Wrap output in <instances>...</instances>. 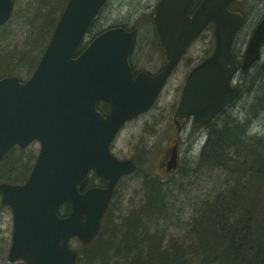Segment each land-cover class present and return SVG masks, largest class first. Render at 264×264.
<instances>
[{
    "label": "water",
    "instance_id": "1",
    "mask_svg": "<svg viewBox=\"0 0 264 264\" xmlns=\"http://www.w3.org/2000/svg\"><path fill=\"white\" fill-rule=\"evenodd\" d=\"M160 0L154 24L166 61L154 75L128 64L134 32L121 27L98 34L78 55L75 50L105 0H68L50 40L30 77L0 78V161L13 147L24 149L37 140L40 149L27 180L0 183V201L13 218L8 260L25 264H74L78 253L68 245L83 244L97 234L117 180L135 169L132 159L120 160L110 144L122 124L147 111L155 102L185 47L204 27L214 24L213 52L186 76L174 118L193 116L205 124L242 90L232 85L236 58L233 36L242 15L227 10L230 0ZM13 0H0V26L10 17ZM264 16L255 28L241 67L260 57ZM109 104L103 115L96 102ZM176 166L172 148L167 170ZM107 179L105 187L79 191L88 172ZM67 201V216L57 207Z\"/></svg>",
    "mask_w": 264,
    "mask_h": 264
},
{
    "label": "trees",
    "instance_id": "2",
    "mask_svg": "<svg viewBox=\"0 0 264 264\" xmlns=\"http://www.w3.org/2000/svg\"><path fill=\"white\" fill-rule=\"evenodd\" d=\"M14 1L11 18L0 27V77L24 80L67 0ZM243 79L244 112L229 105L207 123L198 154L178 164L176 179L145 174L141 199L132 207L117 204L113 196L96 237L78 245L76 264H264V135L252 130L264 110V61ZM97 108L108 111L102 101ZM36 154L33 147H13L0 162V182H24ZM93 177L81 183V191L104 185ZM205 184L212 189L202 188ZM69 210L63 202L58 214Z\"/></svg>",
    "mask_w": 264,
    "mask_h": 264
},
{
    "label": "rangeland",
    "instance_id": "3",
    "mask_svg": "<svg viewBox=\"0 0 264 264\" xmlns=\"http://www.w3.org/2000/svg\"><path fill=\"white\" fill-rule=\"evenodd\" d=\"M19 1V2H18ZM156 0H109L102 8L96 18L92 30L88 33V39L93 32L98 31L111 24H122L128 27L137 26L138 34L133 49L130 62L133 63L136 70L145 69L151 73L156 72L163 64V52L159 46L151 38L150 34L154 31L149 27V20L153 5ZM18 3H23L22 0H17ZM236 10L242 11L245 15V23L243 28L237 33L234 40L235 52L240 54L245 49L247 39L255 26L256 21L264 12V0H239L234 4ZM214 42L213 32L211 28H207L203 34L195 40L185 51L184 56L178 66L175 68L170 78L166 82L158 100L154 106L145 114L127 122L118 136L114 140L111 151L120 159L132 158L137 163V171L131 176L122 179L114 193V198L117 204L125 207L137 203L141 199V180L143 176L149 172L164 173V165L159 163L163 155L168 158L167 149L173 143L176 135V128L171 119L173 109L177 103V99L184 83L187 72L191 66L199 59L206 56L212 49ZM264 60V48L262 60ZM255 66L247 73L237 74L235 80L244 82V77H249L255 73ZM241 77V78H240ZM240 78V80H239ZM247 99V94L242 96L235 102L233 109L239 112L244 109V101ZM183 128L177 140V154L180 163H184L188 157L189 141L194 138L199 131L193 128L191 123H182ZM252 130L264 135V110L259 114L252 124ZM202 140L196 149H199ZM29 147L39 149V143L33 142ZM178 165L176 170L170 174L165 173L164 176L178 175ZM206 174V173H204ZM218 180H222L220 174L216 175ZM204 180V176H198ZM216 180L215 177L210 178ZM211 182V183H212ZM202 188L211 187L213 185H202ZM192 194V189L187 191ZM193 193H195L193 189ZM201 197V196H200ZM186 215L190 214V206L186 209ZM12 232V214L6 205L0 203V264H24L21 261L10 263L7 260V252L10 245ZM77 241L72 240V247L77 246Z\"/></svg>",
    "mask_w": 264,
    "mask_h": 264
},
{
    "label": "flooded vegetation",
    "instance_id": "4",
    "mask_svg": "<svg viewBox=\"0 0 264 264\" xmlns=\"http://www.w3.org/2000/svg\"><path fill=\"white\" fill-rule=\"evenodd\" d=\"M237 1H239V0H232V1L229 3V7L231 6V4H235ZM156 2H158V0L155 1V4H157ZM198 2H199L198 0H193V1H192V4L190 5L189 13H192V12H193V10L195 9V7H196V5H197ZM230 8H231V7H230ZM231 10H232V9H231ZM232 11H234V10H232ZM236 12H240V11H236ZM263 13H264V12H263ZM263 13H262V15H263ZM262 15L258 18V20L256 21L255 25H256V24L258 23V21L261 19ZM180 122L185 123V122H190V121H189V120H185V119H183V120H180L179 123H180ZM180 128H181V123H180ZM164 162H165V155H163V156L161 157L160 165H163Z\"/></svg>",
    "mask_w": 264,
    "mask_h": 264
},
{
    "label": "bare ground",
    "instance_id": "5",
    "mask_svg": "<svg viewBox=\"0 0 264 264\" xmlns=\"http://www.w3.org/2000/svg\"><path fill=\"white\" fill-rule=\"evenodd\" d=\"M194 156H195V155H190L189 158H188V162L190 161V158H192V157H194ZM174 170H176V169H174ZM174 170H173V171H174ZM171 172H172V171H171ZM171 172H170V173H171ZM170 173H169V174H170ZM169 174H168L166 177L176 179V176H175V175H170V176H169ZM166 177H165V179H166ZM165 179H164L163 181H165ZM177 202H178V201H177ZM197 202H198V201H197Z\"/></svg>",
    "mask_w": 264,
    "mask_h": 264
}]
</instances>
